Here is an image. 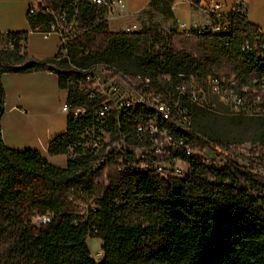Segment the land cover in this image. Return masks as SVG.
Here are the masks:
<instances>
[{
    "label": "trees",
    "instance_id": "obj_1",
    "mask_svg": "<svg viewBox=\"0 0 264 264\" xmlns=\"http://www.w3.org/2000/svg\"><path fill=\"white\" fill-rule=\"evenodd\" d=\"M60 3L41 2L53 9ZM34 16L27 18L29 27L44 22L41 14ZM85 17L94 19L95 10L78 2L76 22L84 24ZM258 30L247 23L244 8L231 15L225 34L173 31L157 39L146 31L108 32L101 23L73 38L68 57L77 65L110 64L131 79L148 77L152 87L173 85L199 72L233 78L252 109H262L251 116L255 146L250 153L264 171V61L239 51ZM8 34L27 39V32ZM258 39L257 44L264 43V34ZM3 61L23 64L0 66V119L4 73L47 71L56 75L60 89L65 77L73 78L59 72L66 65L56 61L0 52ZM66 99L71 104L73 99L84 101L72 92ZM190 113L192 147L210 143L229 149L231 143L215 137L204 124L213 118L196 107ZM89 118V111L76 120L67 115L65 130L48 142L47 155L64 154ZM116 159L111 154L106 164L97 166V157L84 155L66 159L65 166L57 168L35 150L7 148L0 132V264H264V174L234 159L215 169L188 156V174L177 183L122 169ZM44 215L48 222L34 223ZM91 239L101 241L99 263L90 257Z\"/></svg>",
    "mask_w": 264,
    "mask_h": 264
},
{
    "label": "built area",
    "instance_id": "obj_2",
    "mask_svg": "<svg viewBox=\"0 0 264 264\" xmlns=\"http://www.w3.org/2000/svg\"><path fill=\"white\" fill-rule=\"evenodd\" d=\"M41 2L33 1L26 18L41 14L44 22L32 24L27 34L37 33L43 38L56 36V52L49 60L66 65L65 69L59 68V72L73 75V78L65 77L63 90L66 94L72 92L84 98L82 104L75 99L71 104L65 99L61 111L74 120L90 112L88 125L77 131L75 138L66 145L67 159L91 155L98 158L99 166L106 164L113 154L122 169L154 173L163 180L172 179L178 183L188 174L189 163L185 157L195 156L203 166L215 169L232 159L228 150L210 143L202 149L191 146L188 137L192 135L191 107L221 116H257L262 113L260 108L253 110L248 99L235 89L233 78L218 79L211 73L199 72L173 85L152 87L148 77L131 79L107 63L74 64L68 57V50L73 38L80 33L103 23L108 32L131 34L140 31L139 23L124 12V0H61L56 9ZM78 2L92 6L95 18L85 17L84 24H78ZM192 5L206 14L207 22L189 27L180 24L179 28L194 34L227 33L231 15L244 8L235 0L228 5L214 0H197ZM261 34L258 30L252 41L245 40L239 51L253 56L254 60L261 58L264 61V43L257 44ZM0 52L27 55L26 40L0 33ZM22 64L0 62V66L12 68ZM160 79L169 80L167 76ZM261 84L264 88V77ZM48 221L49 216L44 215L36 218L34 223L39 225ZM90 257L99 263L102 252L90 253Z\"/></svg>",
    "mask_w": 264,
    "mask_h": 264
},
{
    "label": "rangeland",
    "instance_id": "obj_3",
    "mask_svg": "<svg viewBox=\"0 0 264 264\" xmlns=\"http://www.w3.org/2000/svg\"><path fill=\"white\" fill-rule=\"evenodd\" d=\"M167 13V12H166ZM170 17V16H169ZM165 18L169 22L168 26L163 27L162 16L149 17L142 15L139 19L140 31L149 32L152 35L159 36L170 32H185L178 29L177 26L172 25L170 18ZM28 44L30 52L35 55H51L56 45V36L50 35L43 38L40 34L31 33L28 35ZM159 46L158 43L154 44V49ZM16 73H7L1 77V83L5 91L10 97L17 92V83L11 76ZM17 82L24 86L28 84L27 75H16ZM23 76V77H22ZM22 79V80H21ZM55 79L48 77L44 81L43 98L39 101L36 100L31 106L26 108V113L11 109V103L4 108L3 115L0 119V132L2 138L5 140L4 145L13 150L23 151L32 147L45 157L48 162L57 167L63 168L65 166L66 156L65 153L56 156H48L44 152L46 147V140L53 139L65 130V123L67 114L61 111L60 105L57 102V91L52 81ZM53 81V84H54ZM211 118L210 121H204V124L210 129L215 137L223 140H228V152L230 157L234 159L239 165L252 166L255 170L264 174L263 169L260 168L257 157L250 153V148L255 146L252 141V121L251 116H221L208 114ZM49 140V141H50ZM234 147V150L232 148ZM101 241L98 239H91L87 241L89 253L101 251Z\"/></svg>",
    "mask_w": 264,
    "mask_h": 264
},
{
    "label": "crops",
    "instance_id": "obj_4",
    "mask_svg": "<svg viewBox=\"0 0 264 264\" xmlns=\"http://www.w3.org/2000/svg\"><path fill=\"white\" fill-rule=\"evenodd\" d=\"M34 0H0V33L8 32H28L29 30V21L26 18V12ZM216 2H222L225 5H228L233 0H214ZM242 4L245 10L246 21L250 25L257 27L264 34V0H235ZM124 12L130 14L133 20H136L139 23V19L142 15L149 17L162 16L164 19L162 21L163 27L168 26L169 22L165 18H169L172 21V25H175L179 28V25L182 24L185 27H189L192 24H204L207 22V16L204 12L196 9L192 2L187 0H124ZM167 12V13H166ZM33 20L39 22L38 17H33ZM26 39V53L27 56L35 60L36 62L49 60L51 59L57 47V42L55 49L51 55H38L35 56L30 52L28 44V35ZM4 73L2 76L6 75ZM16 75H27L28 77L25 80L29 79L28 84L22 86L16 80L18 76ZM1 76V77H2ZM23 77V76H22ZM48 77L54 78L56 93H57V102L60 107L61 104L66 99V92L63 89H60L57 82V77L55 74L47 71H36L31 73H16L11 76L12 79L17 83V92L13 97H10L5 91L3 84L1 83L3 94H4V108L11 105V109L18 110L20 112L26 113V108L31 106L36 100H41L43 98L44 91V81ZM22 80V79H21ZM66 126V123H65ZM2 139L5 143L2 131ZM50 139L46 140V147ZM46 147L44 152L46 153ZM28 149H32L29 147ZM40 153L39 151H37ZM47 161L48 158L40 153ZM101 248V247H100Z\"/></svg>",
    "mask_w": 264,
    "mask_h": 264
}]
</instances>
